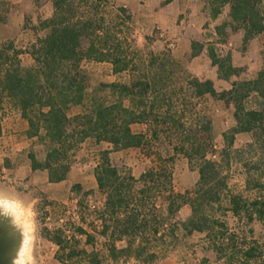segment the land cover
<instances>
[{"label":"trees","instance_id":"16d2710c","mask_svg":"<svg viewBox=\"0 0 264 264\" xmlns=\"http://www.w3.org/2000/svg\"><path fill=\"white\" fill-rule=\"evenodd\" d=\"M203 1L213 19L228 8L218 35L225 28L242 30L243 47L254 37L264 45V0ZM51 7L52 15L33 30L29 48L0 41V98L27 121L30 171L46 172L50 184L67 180L86 142L109 146L98 152L96 190L83 192L102 196L101 208L91 215L90 231L73 226V236H84L83 244L75 239L70 245L63 231L54 232L50 240L59 260L154 264L180 241L197 237L203 241L199 264H261L263 252L252 239L255 224L264 229V70L217 91L211 80L186 72L168 50L137 49L126 9L106 0H51ZM10 11L9 3L0 4V26L9 23ZM25 54L32 62L26 67L20 61ZM208 56L218 80L239 76L230 55L220 58L210 48ZM85 64H108L117 80H94ZM219 104L231 110L234 123L216 147L208 108ZM75 108L81 111L70 114ZM134 124L145 125L146 133L134 134ZM240 135L249 141L236 148ZM36 145L42 149L35 151ZM130 150L148 163L137 179L123 176L110 159L111 153ZM177 160L197 173L192 190H175ZM240 175L243 189L237 191L230 182ZM73 191L82 188L77 184ZM158 200L166 206L164 214ZM184 207L190 213L180 219Z\"/></svg>","mask_w":264,"mask_h":264},{"label":"rangeland","instance_id":"374dc122","mask_svg":"<svg viewBox=\"0 0 264 264\" xmlns=\"http://www.w3.org/2000/svg\"><path fill=\"white\" fill-rule=\"evenodd\" d=\"M5 3H9L10 5L11 11L9 21L12 19L14 26L11 27L9 23L0 26V37L5 36L9 31L11 35L9 41H13L17 49L29 48L35 40V33L33 30L39 27L41 21L48 19L52 15L51 0H0V4ZM261 8L262 11H264L263 5H261ZM17 11L18 14H16ZM15 14L19 16L17 21L15 20ZM225 20V18L219 20L217 22V27L221 26ZM131 27L133 29V39L137 49L144 51L153 50L156 52L161 50L160 47L162 46L153 45V42H156L155 39L160 40L158 36H148V38H146V33L144 34L145 36L140 32L136 34L132 25ZM238 33L241 34V38L236 37ZM223 34L218 35L217 40L213 42V46L210 48H212L220 58L230 55L232 66L239 69V76L231 78L229 82H219L217 86H214L217 91L230 89L231 84L235 81L254 79L259 71L264 70V45L261 44L259 40L256 42L250 41L246 47H243L242 30L231 32L229 28H225ZM216 44L217 46H215ZM228 44H231L230 48ZM21 59L20 61L25 67L32 63L29 58H27V60ZM109 67L110 66L98 64H85L83 66L94 80H104L108 82L117 80V77L111 74V68ZM186 72L188 71L186 70ZM202 108L203 106L198 109L201 110ZM80 111L79 108H75L71 110L70 114H76ZM208 113V116L212 117L213 120L214 144L216 147H219L222 144L221 135L234 123L232 113L231 110H225L221 104L216 105L212 111L208 108ZM211 113L213 114L212 116ZM248 141L249 138L247 135L237 136L235 147L241 148ZM41 149L39 145H36L35 151H40ZM103 149H105V145L94 147L90 142H86L81 146L76 160L72 162L71 167L77 163L81 165L86 163H90L91 166L95 165V163L98 162V152ZM247 156L248 155L245 154V157ZM136 159H138L137 161L141 164L138 169L135 167ZM120 160L122 161L120 162ZM112 162L118 164L119 170L122 172L123 176L129 173L136 179L139 178V173H143L144 167L148 165V163L143 164L139 161L138 152H129L125 157L112 159ZM74 167L75 168L69 172L67 180L59 186H39L37 188L31 184L17 188L25 197V201L23 202L25 207L36 213L35 239L27 250H23L21 255V259H25L27 264H66L59 260L61 253L58 247L51 242L50 237L53 238L54 232L61 230L64 232L63 236L65 241H68L70 245L73 244L75 239L80 241V244H83L85 241L84 236H73V226L81 225L86 230H91L89 226L92 219L91 215L101 208L103 198L97 192L84 196L83 192L93 190L88 189V180L83 178L85 175L87 176V173L80 165ZM233 169L234 168H232L231 171H233ZM192 172L193 171L189 170L185 160L176 161L173 169V183L176 191L193 189V183L195 179L197 180V176L192 174ZM80 180L83 181V183L78 182ZM77 184L81 186L82 192L77 193L73 191V186ZM230 187L234 190L242 191L243 183L241 175L231 179ZM14 189L16 190V188ZM156 203L161 213L164 214L165 204L161 200L156 201ZM189 213L190 211L185 212L182 210L178 214V217L180 219H185L188 217ZM81 218H83L82 221ZM96 226L99 227V223H96ZM102 241L103 240L98 239L97 246L99 249ZM252 241L258 242L263 252V261L261 264H264V229L259 224H255L254 226ZM202 242V239L197 237L189 240H182L175 250L164 252V256L161 254L158 255L154 264H199V259L202 256ZM248 242H251L250 239H248ZM121 245L122 244H119V246ZM188 245H192L193 250L192 248H188ZM87 249L89 250L90 248ZM118 264L125 263L120 262ZM209 264L224 263L222 261L220 263H215L211 260Z\"/></svg>","mask_w":264,"mask_h":264},{"label":"crops","instance_id":"0c3cea01","mask_svg":"<svg viewBox=\"0 0 264 264\" xmlns=\"http://www.w3.org/2000/svg\"><path fill=\"white\" fill-rule=\"evenodd\" d=\"M106 2L115 9H126L136 34L140 32L144 35L146 33V38L148 36H163L161 41L155 39L156 42H153V45H160L162 46L160 47L161 50H168L172 57L190 74L199 80H211L214 86L222 82L218 80L216 70L211 65L208 50L218 38L217 22L227 18V7H224L221 14L213 19L210 16L207 3L203 0H106ZM16 14L15 20L17 21L19 16ZM9 25L14 26L12 19H10ZM236 37L241 38V34L238 33ZM9 39H11L9 31L5 36L0 37V41ZM251 41L256 42L258 38L254 37ZM171 43L174 44L173 49H170ZM27 58L29 56L26 54L20 57L21 60H27ZM98 65L109 66L108 64ZM27 130L28 123L21 117L20 111L13 107L6 97H1L0 192L22 202L25 201V197L17 190L21 186L32 184L38 188L39 186H59L63 183L50 184L46 172L32 173L30 171L27 151L31 146V140L25 136ZM131 131L134 134H145L147 127L134 124L131 126ZM108 147L105 145V149ZM129 152L136 153L138 151L114 152L110 154V159L112 161L114 158L125 157ZM137 160H135V167L138 169L141 164ZM78 165L87 173V176L85 175L83 178L88 180V189L95 191L94 168L97 162L92 166L90 163L82 165L77 163L74 166ZM74 166L71 167L70 171L75 168ZM141 174L142 172L139 173V176ZM192 174L197 176L194 171ZM78 182L83 183L81 180ZM195 182L196 179L193 184ZM182 210L189 211L188 207H184Z\"/></svg>","mask_w":264,"mask_h":264},{"label":"clouds","instance_id":"9594fccd","mask_svg":"<svg viewBox=\"0 0 264 264\" xmlns=\"http://www.w3.org/2000/svg\"><path fill=\"white\" fill-rule=\"evenodd\" d=\"M36 213L27 209L23 202L17 198L0 192V217H7L24 234V249L27 250L35 239ZM17 264H27L25 259L17 260Z\"/></svg>","mask_w":264,"mask_h":264},{"label":"water","instance_id":"95a60500","mask_svg":"<svg viewBox=\"0 0 264 264\" xmlns=\"http://www.w3.org/2000/svg\"><path fill=\"white\" fill-rule=\"evenodd\" d=\"M24 250V234L9 218L0 217V264H17Z\"/></svg>","mask_w":264,"mask_h":264},{"label":"built area","instance_id":"2783aa9c","mask_svg":"<svg viewBox=\"0 0 264 264\" xmlns=\"http://www.w3.org/2000/svg\"><path fill=\"white\" fill-rule=\"evenodd\" d=\"M159 38L162 39L163 36L160 35ZM169 46H170V49H173L174 48V44L173 43H171ZM228 47L230 48L231 47V44H228Z\"/></svg>","mask_w":264,"mask_h":264}]
</instances>
